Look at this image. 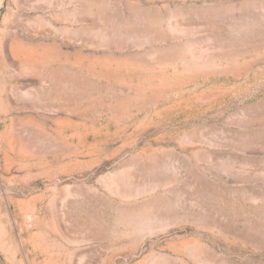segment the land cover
I'll list each match as a JSON object with an SVG mask.
<instances>
[{"label": "rangeland", "instance_id": "374dc122", "mask_svg": "<svg viewBox=\"0 0 264 264\" xmlns=\"http://www.w3.org/2000/svg\"><path fill=\"white\" fill-rule=\"evenodd\" d=\"M0 264H264V0H0Z\"/></svg>", "mask_w": 264, "mask_h": 264}]
</instances>
